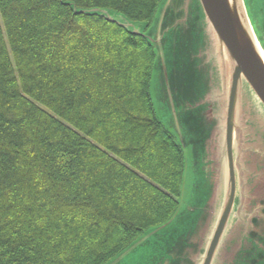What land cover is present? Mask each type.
<instances>
[{"label":"trees","instance_id":"1","mask_svg":"<svg viewBox=\"0 0 264 264\" xmlns=\"http://www.w3.org/2000/svg\"><path fill=\"white\" fill-rule=\"evenodd\" d=\"M162 0H0V264H106L180 207L148 23ZM75 6V9L73 8Z\"/></svg>","mask_w":264,"mask_h":264},{"label":"water","instance_id":"2","mask_svg":"<svg viewBox=\"0 0 264 264\" xmlns=\"http://www.w3.org/2000/svg\"><path fill=\"white\" fill-rule=\"evenodd\" d=\"M75 13L153 45L155 109L190 179L186 205L106 264H264V0H162L147 32L109 9Z\"/></svg>","mask_w":264,"mask_h":264},{"label":"rangeland","instance_id":"3","mask_svg":"<svg viewBox=\"0 0 264 264\" xmlns=\"http://www.w3.org/2000/svg\"><path fill=\"white\" fill-rule=\"evenodd\" d=\"M130 21H132V20H130ZM132 22H134V23H139V22H136V21H132ZM148 31V28H146L145 30H144V32H147ZM155 103H156V107H157V104H158V102L156 101V99H155ZM158 114H159V116L161 117V118H163L162 117V115H161V113L160 112H158ZM250 160H253V157H251L250 156V158L248 159V162H247V164H246V169H248L249 171H253V169H252V165H254ZM254 161V160H253ZM247 172V171H246ZM257 180H260V181H263L262 179H257ZM189 181H190V179H189V177L187 176V177H185V179H184V182H183V184H182V197L180 198V208L179 209H182L185 205H186V198H187V196H189V191H188V188H189Z\"/></svg>","mask_w":264,"mask_h":264}]
</instances>
